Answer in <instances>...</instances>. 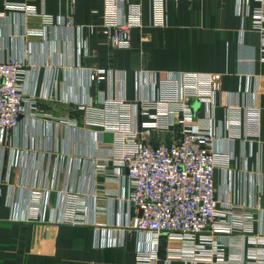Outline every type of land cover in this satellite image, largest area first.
<instances>
[{
    "label": "crops",
    "instance_id": "0c3cea01",
    "mask_svg": "<svg viewBox=\"0 0 264 264\" xmlns=\"http://www.w3.org/2000/svg\"><path fill=\"white\" fill-rule=\"evenodd\" d=\"M15 1L36 14L6 10L0 0V59L23 61L20 85L31 109L0 143V264H137L139 237L126 227V180L101 166L114 139L101 125L126 109L131 121H149L155 110L141 102L160 98L166 76L179 73L222 75L209 122L204 106L188 99L193 124L210 132L209 148L217 154L216 225L229 230L207 236L223 249L222 264H264L262 37L251 19L242 22L236 13L260 4L172 0L167 25L156 28L149 24L148 0H134L142 5V25L132 30L130 47L119 50L99 33L102 0ZM40 13L54 25L44 38L27 36L39 29ZM95 69L110 74L91 79ZM108 99H123L125 107ZM250 108L258 112L257 133L246 121ZM179 128L152 129L144 137L155 147L175 140ZM33 187L44 191L46 205L38 214L28 204ZM141 242L150 247L148 237ZM184 243L192 250L199 238ZM159 244L161 264L165 237Z\"/></svg>",
    "mask_w": 264,
    "mask_h": 264
},
{
    "label": "built area",
    "instance_id": "2783aa9c",
    "mask_svg": "<svg viewBox=\"0 0 264 264\" xmlns=\"http://www.w3.org/2000/svg\"><path fill=\"white\" fill-rule=\"evenodd\" d=\"M102 1L100 35L114 49L129 48L132 30L141 28L142 25L141 3L134 0ZM168 1L172 0H148L151 27L164 28L167 25ZM255 1L260 4L259 8L253 11L246 8L241 14L237 7L236 13L242 22L251 19L252 29L261 34L259 52L262 55L261 61H264V0ZM4 8L26 12L28 15L36 14L34 7L15 0H4ZM52 25V18L40 13L39 29L30 30L26 34L29 37L44 38L46 29ZM22 67L23 61L15 56L0 59V143L31 109L20 85ZM109 74L104 69H95L89 73L91 79H103ZM221 79L222 75L219 73L167 75L163 84L161 83L160 98L152 97L141 102L144 103L142 106L148 103L155 110L154 114H147V107L142 108L149 121L140 124L131 121V115L126 109L117 121L101 125L105 131L114 135L108 157L101 166H112L114 172L123 173L126 180V227L139 237L137 264H159L161 237L166 240V257L161 264H170L173 260L192 263L197 260L220 264L226 262L220 244L212 236H207L209 233L229 231L216 225L217 154L209 148L210 132L202 131L193 124L194 114L188 103V99H195L202 104L205 119L209 122L210 107L214 104L215 94L220 90ZM106 103H114L122 109L125 107L123 99H108ZM245 116L257 133V110L250 108ZM135 117L134 115V119ZM175 124L180 127L175 140L155 147L146 141L144 136L149 134V130L160 129L167 132ZM1 192L0 189V194ZM44 199V191L33 187L29 191V208L35 214L40 213L46 205ZM144 236L148 237L150 247L141 242ZM197 237L199 243L192 250L182 247V243Z\"/></svg>",
    "mask_w": 264,
    "mask_h": 264
}]
</instances>
